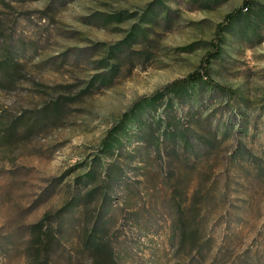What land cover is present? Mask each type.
I'll return each instance as SVG.
<instances>
[{
    "label": "rangeland",
    "instance_id": "rangeland-1",
    "mask_svg": "<svg viewBox=\"0 0 264 264\" xmlns=\"http://www.w3.org/2000/svg\"><path fill=\"white\" fill-rule=\"evenodd\" d=\"M244 1L0 0V264H264V0ZM241 7L220 86L158 99L101 153Z\"/></svg>",
    "mask_w": 264,
    "mask_h": 264
},
{
    "label": "trees",
    "instance_id": "trees-1",
    "mask_svg": "<svg viewBox=\"0 0 264 264\" xmlns=\"http://www.w3.org/2000/svg\"><path fill=\"white\" fill-rule=\"evenodd\" d=\"M62 1V0H61ZM246 0L243 2L242 5H246ZM245 7V6H244ZM242 8H237L235 10H232L228 13L225 14L223 19L217 23L216 29H215V34L213 39L209 42L210 48L207 50L205 55L201 58L199 64L197 67L189 72L186 76L173 80L166 84L161 90L156 91L153 95L148 96V97H142L136 100L131 107L125 111L122 114L121 119L119 122L113 126L108 132L105 138L101 141L100 143V152L103 154H109L117 149L119 146H121L120 139L117 136V131H125L127 126L135 125V124H140V117L142 116L143 112H146L148 110L154 109L156 110V102L158 99H161L165 96H169V105H171V102L173 101L174 97L176 98L177 96H184L186 93L187 88H189L191 85H196L199 83H202L204 85H212L219 87L220 85L213 81L210 72H209V64L212 58H215L218 56L220 52V45L223 42L224 39V32L229 25V23L233 22L238 18L240 13L242 12ZM99 14V13H98ZM123 43L120 41L118 44ZM190 47V46H188ZM16 60L13 55L8 54L6 57L3 58L2 61V68L4 70H7V67L10 64H16ZM6 73V72H5ZM4 74V73H3ZM228 94L230 95V98H233L231 95V91L229 89H226ZM163 122L159 120L157 123V127L160 128L161 124ZM128 124V125H127ZM8 130L14 131L13 125H8L7 127ZM163 136L165 139H168L172 136L165 134L163 132ZM184 147H188L186 145V142L184 141L183 144ZM35 228L39 227V225H34ZM185 238L183 237L181 240V243H184ZM191 243L194 245L196 243V240H193L191 238ZM95 251H101V248L96 246ZM111 261L112 258L110 257ZM114 261V260H113ZM95 264H102L101 262L99 263L98 261H95ZM112 264H116L112 262Z\"/></svg>",
    "mask_w": 264,
    "mask_h": 264
}]
</instances>
